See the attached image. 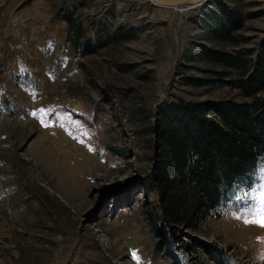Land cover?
Masks as SVG:
<instances>
[{
	"label": "rangeland",
	"instance_id": "374dc122",
	"mask_svg": "<svg viewBox=\"0 0 264 264\" xmlns=\"http://www.w3.org/2000/svg\"><path fill=\"white\" fill-rule=\"evenodd\" d=\"M213 1L0 0V264H137L133 253L139 264H264V227L245 223L264 213V164L196 230L153 233L144 219L159 204L155 108L252 100L227 83L237 72L198 61ZM220 1L245 18L238 45L221 48L253 50L256 63L264 0ZM68 14L85 30L78 46ZM118 27L134 38L85 52Z\"/></svg>",
	"mask_w": 264,
	"mask_h": 264
},
{
	"label": "trees",
	"instance_id": "16d2710c",
	"mask_svg": "<svg viewBox=\"0 0 264 264\" xmlns=\"http://www.w3.org/2000/svg\"><path fill=\"white\" fill-rule=\"evenodd\" d=\"M212 3L201 22L204 39L211 46L202 47L198 61L237 72L238 77L227 83L252 100H177L158 105L148 116L156 121L146 132L154 136L156 163L151 179L159 204L154 213L146 212L144 219L153 233L158 223L165 230L179 226L196 230L208 218L220 217L217 210L224 208L237 190L251 186L257 168L264 164V98L257 97L264 90V44L256 63L251 57L253 50L222 49L238 45L235 33L245 18L223 1ZM66 19L78 46L85 35L82 23L70 14ZM134 36L120 27L111 34L104 29L85 52L94 53ZM183 80L194 87L213 82L196 77ZM135 113L140 116L142 111ZM215 249L207 247L206 251L216 255L219 250Z\"/></svg>",
	"mask_w": 264,
	"mask_h": 264
},
{
	"label": "water",
	"instance_id": "95a60500",
	"mask_svg": "<svg viewBox=\"0 0 264 264\" xmlns=\"http://www.w3.org/2000/svg\"><path fill=\"white\" fill-rule=\"evenodd\" d=\"M191 1L193 0H151L153 5L168 7V8H175L190 3Z\"/></svg>",
	"mask_w": 264,
	"mask_h": 264
},
{
	"label": "snow or ice",
	"instance_id": "6c2138e0",
	"mask_svg": "<svg viewBox=\"0 0 264 264\" xmlns=\"http://www.w3.org/2000/svg\"><path fill=\"white\" fill-rule=\"evenodd\" d=\"M245 223H255L261 227H264V213L257 210L252 214L251 219H245ZM133 258L137 261V264H139V258L136 253H133Z\"/></svg>",
	"mask_w": 264,
	"mask_h": 264
},
{
	"label": "bare ground",
	"instance_id": "6f19581e",
	"mask_svg": "<svg viewBox=\"0 0 264 264\" xmlns=\"http://www.w3.org/2000/svg\"><path fill=\"white\" fill-rule=\"evenodd\" d=\"M195 1H200V0H193V1H191V2H195ZM191 2H190V3H191Z\"/></svg>",
	"mask_w": 264,
	"mask_h": 264
}]
</instances>
